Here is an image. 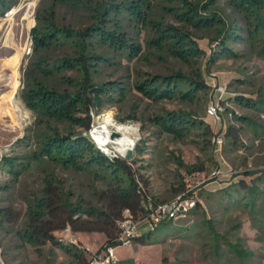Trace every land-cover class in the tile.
<instances>
[{
    "label": "trees",
    "instance_id": "obj_1",
    "mask_svg": "<svg viewBox=\"0 0 264 264\" xmlns=\"http://www.w3.org/2000/svg\"><path fill=\"white\" fill-rule=\"evenodd\" d=\"M13 4L0 0V16H4ZM59 7L89 12L91 23L84 27L67 24L61 18ZM36 20L31 31L33 55L26 67H22L20 98L35 114L38 124H45L46 129L24 139V143L34 141L38 146L27 163L19 157L4 156L0 165L8 170L14 184L34 161H48L66 170L93 173L105 183L102 196L109 202L104 206L86 205L83 200L74 203L51 178L46 180L42 193L29 204L25 220L12 209L0 207V229L6 222L16 226L22 220L16 232L22 246L31 245L43 255L44 247L51 244L73 256L79 264H89L87 249L64 241V230L68 226L78 232L103 233L107 236L106 244L117 246L121 233L118 222L126 209L136 220H142L148 215L146 204L150 200L167 201L149 192L148 182L142 179L143 183L138 176L134 159H111L89 135H84L92 131L94 115H101L108 105L122 104L132 90L156 104L179 101L199 105L211 90L202 70L207 53L199 41L208 39L213 45L210 65L222 59L240 58L242 52L233 46L235 43L245 44L254 55L264 58V0H42ZM61 51L66 53L57 56ZM149 54L174 59L190 72L179 69L169 74L137 75L135 69L136 77L128 82L96 80L102 66L111 65L115 60L123 65V61L134 62L148 58ZM237 100L254 109L264 106L263 100L242 97ZM195 115V112L165 111L154 114L150 121L161 133L178 140L195 135L203 142L212 143L211 125ZM120 120L131 122L139 118L134 112ZM234 120L243 126H258L249 117L235 115ZM53 122L66 124L70 131L62 135L58 127H52ZM240 135L239 128L233 125L225 133L234 148L240 145ZM185 167L191 173L205 170L203 166ZM239 176L257 177L251 182L241 179L225 193L230 197L231 206L241 204L250 210L255 224V217L264 214V187L261 186L264 170L247 171ZM2 189L8 190L10 186ZM179 191L190 189L182 185ZM191 194L199 198L200 193L193 191ZM204 211L199 203L191 214ZM205 220L217 241L221 235L211 220L207 217ZM176 224L163 223L142 238L145 243L152 244V235L170 232L178 227ZM240 241L230 246L246 259L253 253L241 249ZM160 264L167 263L164 260Z\"/></svg>",
    "mask_w": 264,
    "mask_h": 264
},
{
    "label": "rangeland",
    "instance_id": "obj_2",
    "mask_svg": "<svg viewBox=\"0 0 264 264\" xmlns=\"http://www.w3.org/2000/svg\"><path fill=\"white\" fill-rule=\"evenodd\" d=\"M9 1L14 4L8 11L14 9L16 13L6 17V12L4 16H0V71L4 72L3 78L8 83L10 99L8 105L3 106L4 110L0 107V151L3 157H19L22 162L27 163L38 146L34 141L24 143V139L28 136L32 138L36 132L46 129L45 124H38L35 114L20 98L23 88L22 67H26L33 55V50L30 55L26 54L25 47L29 46L32 28L37 24L36 15L42 0ZM59 9L63 22L67 24L84 27L91 23L89 12L79 13L64 7ZM199 43L207 53L202 61L204 77L211 88L207 99H202L199 105L179 101L156 104L132 90L122 104L108 105L101 115L95 114L92 131L84 133L100 149L102 148L95 141L93 133L97 128L102 126L110 133H115V137L119 132L120 138L123 133H127L138 142L133 159L136 161L138 176L143 183L148 182L150 193L161 201H169L182 193L184 190L179 189L185 185L191 192L198 191L199 199L205 205L204 212L191 214L186 220L178 222V227L172 228L170 232L160 231L152 235V244L139 238L133 248L117 245L116 255L121 264H160L164 260L167 264H264V214L256 216L254 224V216H251L250 210L241 204L231 206L230 197L225 193L229 186L237 185L241 179L251 182L257 177H238V174L264 170V106L254 109L237 100L242 97L264 101V58L254 55L245 44L235 43L233 46L242 52L240 58L222 59L210 65L208 61L213 45L208 39L200 40ZM64 53L66 52L61 51L57 56ZM15 55L18 63L13 67L9 60ZM148 56L134 62L123 61V65L115 60L113 64L99 68L96 80L128 82L136 77L135 69L138 71L137 75L169 74L179 69L185 73L190 72L188 67L174 59L162 58L160 55L154 57L153 54ZM221 86L228 87V95L222 101L223 122L216 125L208 117L207 108L217 97L216 91ZM165 111L195 112V116L211 125L213 132L226 133L233 125L240 130V145L234 148L226 136L224 146L217 148L195 135L178 140L163 134L151 123L150 118ZM134 112L139 120H120ZM235 115L249 117L258 126H243L234 120ZM109 116L112 120L110 127L106 121ZM52 127H58L62 135L70 131L64 123L53 122ZM111 147L108 156L114 157L117 151L114 145ZM185 166H203L205 170L191 173ZM215 171H220L221 174L214 179L210 178ZM51 178L74 203L83 200L86 205L104 206L109 202L102 196L106 189L105 183L96 179L93 173L66 170L48 161H34L32 167L15 184L8 170L0 165V207L12 209L25 220L29 204L42 193L46 180ZM7 185L10 189H2ZM261 186L264 187V183ZM232 195L235 196L234 193ZM206 217L221 235L217 241L206 223ZM21 226L22 220L16 226L6 222L4 228L0 229V264H79L73 256L51 244L44 247L43 255L38 254L31 245L22 246L16 233ZM70 228L72 237L70 235L66 239L67 244L87 251L93 248L95 251L92 252L100 250L106 244L107 236L103 233L78 232L71 226ZM85 236L89 237V246L80 239ZM239 241L241 249L253 253L246 259H242L230 246ZM88 258H91L90 253Z\"/></svg>",
    "mask_w": 264,
    "mask_h": 264
},
{
    "label": "built area",
    "instance_id": "obj_3",
    "mask_svg": "<svg viewBox=\"0 0 264 264\" xmlns=\"http://www.w3.org/2000/svg\"><path fill=\"white\" fill-rule=\"evenodd\" d=\"M14 13H16V10L14 9L7 11L6 17H9L11 14ZM32 50L33 40L31 37L29 41V46L27 45V47H25L26 54L30 55ZM226 95H228V87H219L216 91L217 97L210 102L207 108V115L211 119L213 124L220 125L223 122L222 101L226 99ZM94 139L99 145L98 140L96 138ZM119 139L117 138V140ZM224 144L225 133L215 131L212 137V145L217 148H222ZM115 151H117V153H115L114 157L108 156L110 155L109 151L104 150L103 152L111 159L116 157H123L122 155L124 154V151H121L120 149H115ZM2 158L3 154L0 151V161L2 160ZM220 174V171H215L212 173L210 178L214 179ZM200 202L203 206H205L204 203L198 198V195L191 194V191L183 192L177 195L175 199L165 202L155 203L150 200L149 203L146 204V210L148 212V215L142 220H136L132 212L129 209H126L124 211L123 218L118 222L121 229V233L117 238V245H124L126 247L133 248L136 244L137 239L142 238L143 236H145V234L154 231L159 225L168 222L178 223L180 221L186 220ZM71 233V228L70 226H68L64 230L63 237L65 242L66 239L70 237ZM115 248L116 246L114 245L105 244L100 250H97L96 252L88 250L91 254L89 264H117L118 258L116 255Z\"/></svg>",
    "mask_w": 264,
    "mask_h": 264
},
{
    "label": "bare ground",
    "instance_id": "obj_4",
    "mask_svg": "<svg viewBox=\"0 0 264 264\" xmlns=\"http://www.w3.org/2000/svg\"><path fill=\"white\" fill-rule=\"evenodd\" d=\"M9 63H12L13 67H15V65L18 63L17 55L13 56L9 60ZM3 75H4V72L0 71V107H2L4 110L3 106L8 105V102L10 99H9V94H8V83L4 80ZM106 121L108 122L106 123L110 127L111 125L110 123H112L111 116H109ZM93 133L95 135L94 138L96 137V139L99 142V145L102 148H104L105 151L107 150L110 151V149H112V147L110 148L111 145H114L115 149L117 150L120 149L122 151H125V149L131 145L130 140H134L130 138L127 133H123L122 135L123 137L119 139L121 136L119 132H117V136L115 137V133H110L108 130L103 129L102 126L97 128ZM117 138L119 140H117Z\"/></svg>",
    "mask_w": 264,
    "mask_h": 264
},
{
    "label": "water",
    "instance_id": "obj_5",
    "mask_svg": "<svg viewBox=\"0 0 264 264\" xmlns=\"http://www.w3.org/2000/svg\"><path fill=\"white\" fill-rule=\"evenodd\" d=\"M130 143L131 145L129 147H127L124 151V154H123V157L126 159V160H131L133 159L134 157V149L137 145V140H130Z\"/></svg>",
    "mask_w": 264,
    "mask_h": 264
},
{
    "label": "crops",
    "instance_id": "obj_6",
    "mask_svg": "<svg viewBox=\"0 0 264 264\" xmlns=\"http://www.w3.org/2000/svg\"><path fill=\"white\" fill-rule=\"evenodd\" d=\"M80 239H81V241H83V242L86 244V246H89V242H90L89 237L85 236V237H82V238H80ZM90 248H91V247H90ZM96 249H97V248H96ZM90 250H91V251H95L93 248H91ZM118 262H119V260H118ZM117 264H121V263L119 262V263H117ZM134 264H137V263L134 262Z\"/></svg>",
    "mask_w": 264,
    "mask_h": 264
}]
</instances>
